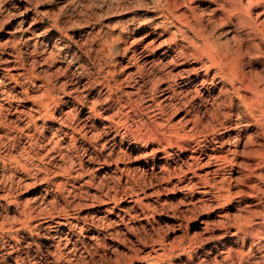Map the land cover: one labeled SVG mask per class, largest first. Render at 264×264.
I'll list each match as a JSON object with an SVG mask.
<instances>
[{
	"label": "rangeland",
	"instance_id": "obj_1",
	"mask_svg": "<svg viewBox=\"0 0 264 264\" xmlns=\"http://www.w3.org/2000/svg\"><path fill=\"white\" fill-rule=\"evenodd\" d=\"M158 1L0 0V264H264V187L247 197L246 179L236 173L230 183L226 169L216 180L219 200L203 199L165 180V165L185 169L182 151L166 157L155 140L134 136L186 127L191 108L209 121L195 83L178 82L172 98L167 89L192 60L173 66L176 50L148 42L158 45L183 24L175 39L191 51L184 22L198 18L212 40L241 51L250 79L261 78L264 3ZM215 97L209 112L227 110ZM236 134L230 142L221 135L224 151ZM247 224L261 239L242 247L231 234Z\"/></svg>",
	"mask_w": 264,
	"mask_h": 264
},
{
	"label": "bare ground",
	"instance_id": "obj_2",
	"mask_svg": "<svg viewBox=\"0 0 264 264\" xmlns=\"http://www.w3.org/2000/svg\"><path fill=\"white\" fill-rule=\"evenodd\" d=\"M160 1H158V2H160ZM181 1H183V0H181ZM253 2H257V4L259 2V5H261L262 3H264V0H254ZM253 2L250 1L248 3L250 4ZM169 5H167V6H169ZM174 5L175 4H173V6ZM175 7H177V6H175ZM190 7L191 6H189V9H190ZM234 7H236V6L234 5ZM178 8H179V6H178ZM246 9H248V8H246ZM236 10H238V7ZM241 10H243V8H241ZM261 11H264V10H261ZM178 12H179V10H178ZM219 12H220V10H219ZM202 13H203V11H202ZM223 14H222V16H223ZM210 15H211V13H210ZM179 16H180V14H179ZM165 17H167V16H165ZM211 17H212V15H211ZM262 20H264V19H262ZM160 21H162V20H160ZM199 21L197 18V21H194L193 24H190L189 22L188 23L184 22V24L186 25L185 27L194 35V37L192 36L193 39L191 40V49H192L191 51L185 52L186 49L184 47H182L183 45L180 46L175 39L176 34L180 33V35H181V33L183 32V30H184L183 24L176 26L175 31L171 34L169 33L170 34V35L168 34L169 37L166 36V37H168V39L159 40L158 45H156V42L158 40H156V38H154V39L150 40L146 46L147 47L152 46V47H154V50H155V49H160L162 45H164V46L166 45L165 47L167 48L168 52L170 50H171V52H174L176 50L177 54L174 52V55L176 54V57L178 58V59L177 58L176 59L178 61H173V59H171L170 64L173 66L176 65L175 62L186 61V58H190L192 60L193 65H189L188 67L184 66L183 69H180L176 74H174V76H172V78H171L172 84L167 86V89L171 92V94L169 93V91L166 92V94H167L166 98L169 96V94L171 95L170 96L171 98L173 97L174 93H176L175 90L173 89V86L174 87L177 86L178 82H180V84H182L183 88L188 83H195L191 88L193 91L192 93H194L195 97L197 98V100L199 102L198 106H200V110H202L206 115H208V117H209L208 123L206 125L205 124L203 125L201 123V120L198 119L196 111H193L191 108L188 111H186L185 117L187 119L184 122V123H186V125H185L186 127L183 126L180 128H176L174 126H169L167 132L166 131L161 132V131H157L155 129L153 131L150 130L151 132L149 131L150 133H148V134L137 135L138 133L137 134L135 133L134 136H135L136 140H139L143 143H146L149 139L155 140L159 145V150L157 149L155 151L162 153L166 157L169 156L172 148H175L178 151L183 152V154H184L183 160H184V163L186 165L184 170L181 169V170H179L180 171L179 173H176L174 171V168H170L166 165L163 167V171H165V174L167 176L165 178V180L170 181L174 177L177 184L180 186L179 187L177 185L179 188L187 189L188 191L196 190V192L198 194H200L203 197V199H206V200L210 199V198H212L214 200H216V199L219 200V198L221 197L222 194L220 193V190L217 187L216 180H217V178H219L220 174L223 171H226V169H229L230 170V176H229L230 178L229 177L228 178H229L230 183H231V181H233L235 179L234 175L237 173L238 175H240L241 178L243 177L244 179H246V181H245L246 182V190H247V188L249 189V193H246V194H248L247 197H257L259 195V192L261 193V191H262L261 187H264V149H262V148H264V145H262V148H261L262 150L254 149L255 146H258V147L260 146V144L257 143L256 139L261 137L262 141H264V87H261V85L264 86V76L261 75L262 77L260 78L259 77L260 75H258L259 78L256 77L258 79H253V78L250 79L248 77L250 75H247L246 74L247 72L244 71L242 59H240L241 56L239 54L241 51L239 52V54H236V50H234L232 48L233 46L231 47L228 44H224V43L221 44L219 41L212 40L207 35V32L205 33L203 28L200 27L201 24L200 23H199L200 25L198 24ZM216 22L219 23V25H223L224 23H226L223 19L222 20L221 19L216 20ZM227 23H228V20H227ZM253 23H255V22H253ZM157 25L155 26V29H157L159 27ZM245 25H247V24H245ZM162 26H163V23L160 24L161 28H162ZM233 27H235V26H233ZM245 29H247V27H245ZM234 30H235V28L230 30V31L232 32ZM164 31H166V30H163L162 33L161 32L158 33L159 34L158 37L164 36V34H163ZM262 31H264V30H262ZM168 32H171V31H168ZM210 32H212V31H210ZM149 33H151V31ZM252 33H253V35H255L254 32H252ZM165 34H166V32H165ZM148 35L149 34L147 32L146 37H148ZM262 36H264V35H262ZM262 40H264V39H262ZM188 41H189V38H188ZM199 42H202V44H200ZM262 42H264V41H262ZM260 46L261 45H259V47ZM238 51H239V49H238ZM248 54L250 55V53H248ZM161 55L163 57H165L166 52L162 53ZM168 57L169 56H167V58ZM248 57L249 56H247V58L244 60H247ZM257 57H260V60H261L260 63H261V65H264V54H262V55L259 54ZM252 58H256V56L252 57ZM262 68H264V67H262ZM198 69L201 70V72H202L201 74L198 73V71H197ZM262 71H264V70H262ZM254 76H257V75L254 74ZM179 89H182V88H179ZM202 89H204L203 93H201ZM215 95H216V97H215ZM213 97H215V99L223 97V100H221L222 104H223L222 106L227 108V110L221 111L219 109L220 110L219 111L218 109L217 110L214 109V110L209 112L207 103H208V101L210 102L211 99H213ZM184 105H186V104H184ZM233 106H237L236 107L237 110H234L235 107L233 108ZM127 114H128V112H127ZM220 115H223L224 120L220 119V117H221ZM199 128L208 129L209 133L204 134V135L202 134L201 136H198V135H200ZM250 128H254L255 133H256L255 135L249 133ZM128 129H129V127L126 124H124L123 132L125 134L129 133ZM205 132H207V131H205ZM233 132L237 133L234 136L235 137V140L233 141V143H234L233 147L234 148H233V150H230V151L229 150L224 151L223 147H224L225 142L222 141L221 135L226 134V136H227L226 138H228L227 141L230 142V141H232V133ZM131 133H133V132H131ZM210 138L212 141L209 142V144L207 145L208 147L207 148H201V143L202 142L208 143V139H210ZM135 139L133 138V140H135ZM191 143H193L192 146L190 145ZM241 149H244V150L246 149L245 151H247V152H245L244 150L243 151L245 153L241 152ZM227 152L230 153V155H227L226 154ZM241 166H242V169H244L243 170L244 172H241V171L235 172L234 168L236 167L235 169H238ZM156 174H153V175L155 177H157ZM237 180H238V178H237ZM218 183H219V181H218ZM240 193H243V192L240 191ZM237 194H235V195H237ZM243 196L244 197H240L239 200L242 201L245 199V193L243 194ZM241 201H239V202H241ZM26 218H28V217H26ZM26 218H24V219L26 221H28L29 219H26ZM240 226H242V225H240ZM240 226L235 228L234 233L231 234L232 235L231 239H234L235 243H236V240H237V242L240 241L241 242L240 244L243 247V246H245L244 244L247 241L249 242V244L251 243L253 245L254 242L257 243L256 241L261 239L260 238L261 233L260 232H254L253 231L254 229L253 230L251 229L250 224L244 225L243 227H240ZM262 230H264V229H262ZM252 245H250V246H252ZM229 247L230 246H228V248ZM231 249H232V247H231ZM236 254H238V253H236Z\"/></svg>",
	"mask_w": 264,
	"mask_h": 264
}]
</instances>
